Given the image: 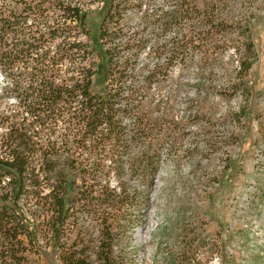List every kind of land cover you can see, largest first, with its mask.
<instances>
[{
	"label": "rangeland",
	"instance_id": "1",
	"mask_svg": "<svg viewBox=\"0 0 264 264\" xmlns=\"http://www.w3.org/2000/svg\"><path fill=\"white\" fill-rule=\"evenodd\" d=\"M42 1L49 7L51 0ZM31 2L8 0L7 9L13 12ZM75 2L88 10L90 37L73 22L63 25L60 17L56 27L71 33L69 42H82L90 49L85 65L98 69L95 92L103 93L107 85L116 90L121 78L125 87L137 90L140 141L120 152L121 177L116 175L119 159L109 146L90 158L81 156L85 152L77 146L57 147L66 155L76 153L75 166L109 171L98 188L123 187L131 194L128 209L114 225V264H264V0ZM182 11L185 19H178L173 28L171 15ZM248 34L256 56L251 70L243 74ZM45 40L43 52L57 56L63 38ZM12 41L9 38L8 49L0 46V55L13 54ZM78 67V62L66 61L57 69L65 77ZM24 73L21 64L0 63V117L20 112L27 116L14 89L17 82L27 86L20 77ZM134 121L130 116L121 120L127 140ZM65 128L59 123L58 135ZM33 131L32 135L40 133L34 139L40 148L46 146L49 131L39 127ZM6 132L0 123V136ZM150 144L164 160L152 184L142 176L140 164L133 170ZM144 195L148 207L141 201ZM23 222L25 233L33 238H22L27 262L62 264L60 253L35 237L28 213ZM72 225L69 244L76 250L88 248L90 264H99L93 254L100 245V221L80 208L73 212Z\"/></svg>",
	"mask_w": 264,
	"mask_h": 264
},
{
	"label": "trees",
	"instance_id": "2",
	"mask_svg": "<svg viewBox=\"0 0 264 264\" xmlns=\"http://www.w3.org/2000/svg\"><path fill=\"white\" fill-rule=\"evenodd\" d=\"M7 1L0 0V46L8 49L9 38H13V54L0 55V63L5 67L11 63L21 64L27 71V74L20 75L27 86L17 82L14 88L19 94V108L27 116L20 112L17 116L0 117V123L7 129L6 134L0 136V191H4L0 194V264H29L22 239L28 235L32 238L31 233H25L23 217L26 213L35 224V237H42L57 250L62 264H90L92 256L88 248L76 250L69 244L74 228L73 212L80 208H85L88 214L100 221V245L93 254L95 261L114 264V225L116 218L128 209L131 194L123 187L119 190L109 186L98 188V183L109 176V171L101 167L75 166L76 153L70 154L69 151L66 155L57 147L59 143L77 146L85 152L78 153V156L90 158L98 156L109 146L119 159L116 175L121 177L124 173L121 153L129 151L140 141V114L134 106L137 90L125 87L121 78L120 87L116 90L107 85L103 93L95 92L98 69L96 66L94 69L92 64L85 65L91 55L90 49L82 42H69L68 39L73 38L71 33L66 35L62 28L56 27L60 17L63 25L73 22L83 36L90 37L86 29L89 13L82 3L51 0L46 7L42 0H32L25 5L21 3L10 12ZM59 12L60 16L57 15ZM171 17L173 28L178 19H185L183 11L173 13ZM41 27L47 32L43 33ZM246 37L248 42L244 50L247 57L241 64L243 74L251 70L252 58L256 56L249 34ZM45 38L52 41L63 38L57 56L51 57L49 52H43L47 43ZM66 61L71 64L78 62L81 67L68 71L65 77L61 76L57 68ZM109 74H105L106 83ZM151 78L150 74L147 80ZM125 116L135 120L128 140L127 129L121 122ZM30 120L32 122L27 123ZM59 123L66 125L60 135L57 132ZM38 127L49 131L47 145L42 148L34 140L40 133L31 134L33 128ZM148 148L135 161L133 170L136 172L135 168L140 164L142 176L150 179L152 184L164 160L162 152L153 150L151 144ZM64 160L68 161L67 165L62 164ZM141 201L144 207L149 206L147 195L141 196ZM22 204L25 209L19 210Z\"/></svg>",
	"mask_w": 264,
	"mask_h": 264
}]
</instances>
